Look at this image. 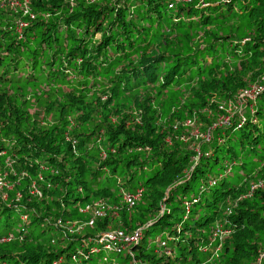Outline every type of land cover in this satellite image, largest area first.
I'll use <instances>...</instances> for the list:
<instances>
[{
	"label": "trees",
	"instance_id": "obj_1",
	"mask_svg": "<svg viewBox=\"0 0 264 264\" xmlns=\"http://www.w3.org/2000/svg\"><path fill=\"white\" fill-rule=\"evenodd\" d=\"M31 4L22 39L0 8V264H264V0Z\"/></svg>",
	"mask_w": 264,
	"mask_h": 264
},
{
	"label": "built area",
	"instance_id": "obj_2",
	"mask_svg": "<svg viewBox=\"0 0 264 264\" xmlns=\"http://www.w3.org/2000/svg\"><path fill=\"white\" fill-rule=\"evenodd\" d=\"M4 1L6 0H0V8ZM8 1H10L15 6V11L20 10L21 15L23 17V18H19L14 24V30H15V33L17 34V38L22 39L23 31L28 26V22L30 20L35 19L36 17V14L32 11L31 6H30L31 0H8ZM67 1L69 2L70 5H72L74 0H67ZM85 1L89 2L90 0H85ZM262 90L263 89L258 88L255 85L249 89L242 90L239 96L241 103L244 100L254 98L255 95L259 91H262ZM259 185H262V183H259ZM3 187L10 188L5 182V174L0 173V190ZM134 198L135 196H126L124 199L126 203H128V206H132L134 204ZM100 207H102V205H100ZM227 211H230L229 208H227ZM95 215H98V216L102 215V209H97L95 211ZM91 223L92 221H90V224ZM218 233H221V230L219 228L216 229L215 234H218ZM102 240L106 243L105 247L108 251L113 250V249L119 251L120 249L118 248V245H117L118 242L124 241V243L128 244L136 240V235L135 234L125 235L124 233H121L119 231H113L111 233L104 234L102 237Z\"/></svg>",
	"mask_w": 264,
	"mask_h": 264
},
{
	"label": "rangeland",
	"instance_id": "obj_3",
	"mask_svg": "<svg viewBox=\"0 0 264 264\" xmlns=\"http://www.w3.org/2000/svg\"><path fill=\"white\" fill-rule=\"evenodd\" d=\"M32 2V0H31ZM32 4L30 3V6ZM264 74H262L261 77H263ZM252 84H254V82H252ZM241 103V101H240ZM238 106H234L233 104H229L227 105V107L224 106V110H225V113H220L219 116L216 118L215 122L213 123V126L212 128H215V127H220L221 125H226L229 121V118H231L233 116V114L238 110L240 104H237ZM193 135H195V141L196 142H199V141H203L204 140V137L206 136V134L202 133L198 127L194 128L193 132H192ZM183 136H181L182 138ZM194 147L193 149H196L197 147V144H194ZM257 185H254L253 187H255ZM150 235V234H149ZM152 236V235H150ZM225 236H227V234H223L222 237L225 238Z\"/></svg>",
	"mask_w": 264,
	"mask_h": 264
},
{
	"label": "bare ground",
	"instance_id": "obj_4",
	"mask_svg": "<svg viewBox=\"0 0 264 264\" xmlns=\"http://www.w3.org/2000/svg\"><path fill=\"white\" fill-rule=\"evenodd\" d=\"M90 1H93V2H95V1H99V0H90ZM89 1V2H90ZM172 6V5H171ZM171 6L169 5L168 7L169 8H171ZM9 8V9H11V11H13L14 13L15 12H17V11H15V6L10 2V1H8V0H6V1H4L3 3H2V5H1V8ZM21 17H22V15H21ZM23 18V17H22ZM256 87H258V88H261V89H263V86H261V85H259V84H254ZM254 85H250L248 88H246V89H249V88H251L252 86H254ZM115 231H119V232H121V233H124L123 231H121V230H115ZM133 234H135L136 235V240H138V238H139V236H140V232H139V230H137V231H135L134 233H131L130 235H133ZM163 243V242H162ZM125 247H127V243H126V246ZM124 247V248H125Z\"/></svg>",
	"mask_w": 264,
	"mask_h": 264
}]
</instances>
